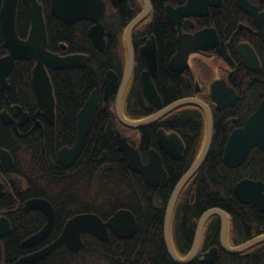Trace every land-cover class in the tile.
Returning a JSON list of instances; mask_svg holds the SVG:
<instances>
[{"label":"trees","instance_id":"1","mask_svg":"<svg viewBox=\"0 0 264 264\" xmlns=\"http://www.w3.org/2000/svg\"><path fill=\"white\" fill-rule=\"evenodd\" d=\"M38 1L43 7L48 50L60 52V45L65 43V53H83L89 55V59L83 67L48 69L55 96V124L46 125L43 130L28 132L15 130L12 125L6 126L0 120V147L7 149L13 156L15 163L11 172L22 178L24 186L22 191L17 181L8 183L4 180L6 186L5 193L0 198V213L10 220L12 229L7 236L0 238V264H18L19 258L30 251L20 246L21 241L38 231L46 222L42 212L25 208L24 201L32 197L46 198L55 210L54 226L39 246L54 240L65 221L81 212H94L107 220L116 210L126 208L134 213L137 229L130 238H117L111 233L107 242H101L84 233V245L77 252L70 251L62 244L44 259L25 264H176L165 246L164 217L174 186L201 150L205 132L203 111L194 105H183L157 123L140 129V153L143 159L149 147L157 146L155 133L158 126L176 131L185 143L180 160H173L162 154L169 176L160 190L148 186L139 173L132 171L123 154L116 150L115 143L109 142L104 136L108 121L115 119L114 95L99 105L76 162L69 168L61 167L55 160L56 153L61 147L70 146L74 142L78 111L93 89L101 97L102 79L108 69L114 68L118 72L123 69L124 29L139 7L129 12L127 9L123 10V7L119 8L118 16L107 27V46L100 52L88 38V21L67 24L51 13V0ZM161 1L153 0V3L158 8ZM1 4L2 0L0 7ZM29 27L27 11L19 1L16 15L18 36L27 37ZM150 31L155 32L158 39L159 66L155 85L164 104L191 95L181 85L179 76L172 74L167 67L170 47L167 23L162 16L159 15L153 23L150 21L143 29V33ZM6 53L0 30V56ZM34 63L33 59L15 62L8 75L9 86L5 94L0 93V110L4 105L17 103L32 114L36 107L31 85ZM143 68L144 62L137 55L136 68L124 103L132 119L153 112L152 105L146 101L141 91L139 73ZM260 71L264 78V67ZM248 102L246 95L235 108L213 111L215 129L208 155L182 190L172 213L171 236L180 256H185L191 248L197 227L195 221L212 207H220L230 212L231 223L228 225L227 236L231 245L240 244L261 234L259 228L252 226L251 217L246 215L249 208L238 201L233 186L243 176H262L263 162L252 161L253 150L237 168H229L221 160L228 134L227 130L223 134L225 119L237 107L244 117ZM1 176L0 173V178ZM215 220L213 217L209 223H205V230L210 236L204 237L201 250L218 242L220 223ZM188 264L203 263L196 258ZM211 264H264V243L238 254L221 252Z\"/></svg>","mask_w":264,"mask_h":264},{"label":"water","instance_id":"2","mask_svg":"<svg viewBox=\"0 0 264 264\" xmlns=\"http://www.w3.org/2000/svg\"><path fill=\"white\" fill-rule=\"evenodd\" d=\"M27 11L30 20L29 33L26 38L18 36L16 31V13L19 0H2L0 7V29L3 36V46L7 49V54L0 56V91H4L8 86L7 76L12 70L16 60L34 59L35 65L32 69V84L38 103V111L46 116L49 122H54L55 97L53 86L47 68L64 69L67 67H83L86 65L88 55L83 53H71L60 55L47 49V32L43 15L42 4L38 0H21ZM122 0H116L121 2ZM143 10L135 16L127 25L125 38L128 47V59L124 77L115 102V109L118 119L122 124L129 128H140L152 124L161 116L183 105H195L203 109L206 120V137L204 145L189 169L181 176L176 183L166 207L164 217V241L169 256L177 264H188L197 255L203 235V228L206 220L213 214L221 217L220 223V244L221 248L228 253H241L252 246L264 243V233L255 236L245 242L230 246L227 242V214L220 208H210L199 218L194 240L189 253L180 256L173 245L171 238V218L178 196L205 161L212 140L213 121L210 107L196 97H184L177 99L162 107V100L158 94L154 79L157 77L158 63L156 46L152 38L142 45L139 49L141 57L145 60V69L140 74L142 90L147 100L159 110L138 120H131L124 116L122 112L123 94L130 78L133 68V51L131 48V33L150 11V1L143 0ZM190 2L186 8H189ZM239 6L247 12L254 14L249 3L240 1ZM51 13L59 20L67 24H73L79 20L92 22L88 29V36L93 45L98 50H103L106 45L105 39V2L103 0H51ZM168 16V14H167ZM213 35L211 30L196 32L188 38L179 36L177 52L169 61V68L179 72L188 66L187 58L190 52L199 49H206L202 40ZM181 37V38H180ZM243 46V47H242ZM65 48V45L62 46ZM239 55L250 68L256 65L248 64V59L256 57L250 46L240 45ZM257 60V58H256ZM117 74L112 69L107 70L102 83L104 98L112 94L117 86ZM197 89V87H196ZM210 98L216 104V108L221 110L227 106H232L238 99L236 91L229 87L224 79H216L210 88ZM99 98L96 90H93L81 109L77 113L76 119V138L72 146L63 147L57 152V162L63 166L74 163L81 153L85 138L89 132L97 109ZM20 122L27 118L26 112L18 105L13 106ZM1 116L6 124L12 122L9 114L4 110ZM108 140L114 139L116 148L123 153L127 166L134 172L141 174L146 184L152 187H162L167 178V172L163 167L161 154L155 149L148 150L147 161L143 162L135 138L122 135L120 131H115L109 123L105 132ZM157 141L160 149L174 159H179L182 155L184 144L176 132L166 133L160 128L157 131ZM258 146L264 150V98L260 101L257 109L248 116L244 125L235 128L229 135L222 156V162L229 168L240 166L246 159L251 148ZM14 164L10 152L0 148V168L7 171ZM19 187L23 189L21 178H17ZM4 184L0 181V196L3 193ZM233 191L237 199L245 205L258 207L264 210L263 182L244 177L235 183ZM27 209L40 210L46 217L45 224L35 233L26 237L22 242L23 247H32L41 242L52 230L55 223V210L49 200L43 197H32L24 202ZM10 222L4 215H0V236L10 232ZM137 229V220L132 211L126 208L116 210L107 220L93 212L77 213L66 220L60 234L48 245L33 251L19 258L18 263H32L43 259L55 248L64 244L70 251L77 252L83 246L82 234L89 233L102 242L109 239L112 231L118 238H130ZM219 254L217 245L209 247L201 253L199 261L204 264L213 263Z\"/></svg>","mask_w":264,"mask_h":264},{"label":"flooded vegetation","instance_id":"3","mask_svg":"<svg viewBox=\"0 0 264 264\" xmlns=\"http://www.w3.org/2000/svg\"><path fill=\"white\" fill-rule=\"evenodd\" d=\"M103 1L105 2V19H104V21H105V23H104L105 24V39H106V45L104 47V49H105L107 46V40H108V36H107L108 24L110 21H113L114 19H116V17L119 14V10H120L119 8L123 7V10L127 9L129 12L131 10L135 11V8H137V6L139 7V10L134 15H131V16H133L130 19V21H131L135 16H137L143 10L144 2H143V0H122L121 2H116V0H103ZM149 1H150V6H151L150 11L147 13V15L138 24L135 25V27L133 28L132 33H131V48L133 51L134 60H133L132 72H131L130 78L127 82V85H126V88H125V91L123 94V99H122V112H123L124 116L127 117L128 119H131V120H138V119L146 117L152 113H155L159 110V108L154 107L145 97L144 92L142 90V84H141V91H142L146 101H148L152 105L153 112H151L148 115L132 119L129 117V113L126 111V108L124 107V103H125L126 93L128 90L130 80H131L132 75H133L135 68H136L137 55H139L140 58L144 62V68L139 73V80H140L141 72L145 69V60L143 57H141L139 49L150 38L153 39L154 44L156 46L157 63L159 66L157 35L155 32H152V31L147 32V33H145V32L143 33V29L146 28V26L150 23V21H151V23L155 22L157 17L160 15L166 21L167 28H168V37H169L168 46L170 47V52H169L168 57H167V62H166L167 67L171 71L172 74H176L179 76V81H180L181 85L183 86V88L192 93L191 95L183 96L181 98L196 97V98L204 101L210 107L211 112H212V121H213L212 139H213V134H214V129H215L214 119H213V111H215V110L223 111L227 108H235L245 98L246 95L249 98L248 105L246 103L247 108L245 107L244 117H243L242 111L237 107L236 109H234L235 111L233 112V114L230 117L225 119V126H224L225 129L223 131V134H225V132H226L225 130L228 131V134L226 136V139H225V142L223 145V150H224L226 141H227L230 133L235 128H240L244 125L248 116L251 115L257 109L260 101L264 98V92H263L264 78L262 77V74L260 71V69L262 67H264V0H162L160 2V4L158 5V8L154 5L153 0H149ZM240 1H242L244 3H249L251 6V9H253V11H254V14H251V13L247 12L246 10H244L242 7H240L239 6ZM189 2H190V6H189V8H186V6ZM167 14H168V16H167ZM88 22H89V27H90L92 25V22H90V21H88ZM128 23H127V25H128ZM127 25H126V27H127ZM89 27H88V29H89ZM126 27L124 29L123 41H122L123 42V49L125 52L123 69L121 72H118L116 69L110 68L116 72L117 77H118L117 86H116L114 92L112 94H110L107 98H104L102 85H101V89H100L101 97H99L98 91L96 89H93V90H96V92H97V95L99 98V105L102 103V101L108 100L113 95L115 97V102H116V97H117L118 90L120 88V85H121L123 77H124L125 68H126L127 59H128V47H127L126 38H125ZM202 30H211L213 32L212 36L202 40V44L207 48L206 49H199V50H196L194 52H190L188 55V58H187L188 66L179 72L172 71L169 68V61L173 57V55L177 52L178 44H179V36H181L182 38H188V37L192 36L193 34H195L196 32H199ZM87 35H88V31H87ZM2 38H3V36H2ZM88 38H89V36H88ZM90 41H91V39H90ZM91 44L93 45L92 41H91ZM63 45H65V48L62 47ZM240 45L250 46V48L253 50L256 57H253V59H251V60L248 59L247 61H248V64H250V65H256L257 66L256 68H250L248 65L244 64V62L242 61V59L239 55ZM66 47H67L66 44L62 43L60 45V52H54V53H58L60 55L71 54V53H65ZM93 47L97 51H100V52L104 51V49L98 50L94 45H93ZM1 56H3V55H1ZM256 58H257V60H256ZM88 59H89V55H88ZM34 62H35V60H34ZM14 65H15V63H14ZM34 65H35V63H34ZM48 69L49 68H47V71H48ZM110 69H108V70H110ZM106 72H105V74H106ZM48 73H49V71H48ZM105 74H104V76H105ZM104 76H103V78H104ZM157 77H158V71H157ZM157 77L153 80L154 84H155V80L157 79ZM221 78L225 80L226 84L229 87L233 88L236 91V93L238 95V99L236 100L234 105L227 106L221 110H218L216 108V104L210 98V88H211V84L214 80L221 79ZM7 79H8V76H7ZM102 83H103V79H102ZM140 83H141V81H140ZM31 85H32V89H33L32 71H31ZM8 86H9V81H8ZM8 86L6 87V89L8 88ZM155 87H156V85H155ZM196 87H197V89H196ZM6 89L4 91H0V93L5 94ZM156 90H157V88H156ZM157 92H158V90H157ZM33 93H34V98L36 101V107L32 111V114H30L29 110L23 108L22 105L17 104V103H9L8 105H4L1 108L0 113L5 110L9 114L10 118L12 119V122L6 124L4 122L1 114H0V120L2 121V123L4 125H6V126L12 125L15 130H18V129L21 130L22 129V130H28V132H32V131H35L38 129L43 130L46 125L55 124L56 114H54V122L53 123L49 122L48 119L46 118V116L42 113V110L38 111V103H37V99L35 96L34 89H33ZM53 94H54V92H53ZM158 94H159V92H158ZM160 97H161V95H160ZM161 100H162V97H161ZM14 105L20 106L22 108V110L24 112H26L27 118L23 122H20L19 117L16 115L15 109L13 107ZM99 105H98V108H99ZM166 105H168V104H164V102L162 100V107L166 106ZM175 109H177V108H175ZM200 109L203 111L202 108H200ZM170 112L161 116L159 119L154 121L152 124L157 123L160 119L167 116ZM203 113H204V111H203ZM114 115H115V119H110L106 125V128L108 127L109 123L111 122V125L115 131H120L122 133V135L135 138L139 152H141L140 147H141L142 137H141L140 129L145 127V126L140 127V128H135V129L126 127L118 119L117 114H116L115 105H114ZM204 117H205V114H204ZM76 119H77V116H76ZM146 126H148V125H146ZM160 128L164 129L166 133L176 132L170 128H165L164 126H158L156 128V133H155V140H156L157 146L156 147H149L147 149L145 159H143V157L140 153V156H141L143 162L147 161L148 150L150 148H155L161 154V158H162V154H165L168 157H170L167 153H165L159 147V144L157 141V131ZM105 132H106V129H105ZM105 132H104V136L106 138ZM178 136L183 141L184 149H185L184 140L182 139V137L179 134H178ZM205 137H206V120H205V132H204V139H203L202 147H203L204 142H205ZM75 138H76V136H75ZM108 141L114 142L115 146H116V142L114 139L108 140ZM211 144H212V140H211ZM70 146H72V145H70ZM70 146H63V147H70ZM63 147H61V148H63ZM202 147H201V149H202ZM210 147H211V145H210ZM0 148H2V147H0ZM184 149H183L182 155L179 159H174L172 157H170V158L173 160H180L183 156ZM116 150H117V148H116ZM251 150H253L252 161L254 162V160H258V161L263 162V165H264V150L258 146L251 148L250 151ZM250 151L248 152V155H249ZM248 155H247V157H248ZM222 156H223V152H222ZM102 157L100 159H102ZM247 157H246V159H247ZM55 160L57 162V153H56ZM76 160L74 161V163L76 162ZM221 160H222V157H221ZM162 163H163V158H162ZM57 164L60 165L61 167L65 168V169L69 168L73 165V164H71L69 166H63V165L59 164L58 162H57ZM240 166H238V167H240ZM163 167L165 168L164 163H163ZM235 168H237V167H235ZM165 170H166V168H165ZM11 171H12V168H10L7 171H3L0 168V173L2 175L0 178V181L4 184L3 193L0 196V198L5 193L6 183L4 180H7L8 183L9 182L13 183L14 181L17 180V177ZM166 172H167V178H168V176H169L168 171L166 170ZM194 174H193V176H194ZM244 177H248V178H251L254 180H261L263 182V192H264V166H263L262 176L254 177V178L249 177V176H243L240 179H242ZM167 178H166V180H167ZM190 179L188 180V182L190 181ZM240 179H238L236 182H238ZM166 180L164 181V184H165ZM187 183L185 184V186L187 185ZM164 184H163V186H164ZM185 186L183 187V189L185 188ZM18 187H19V185H18ZM150 187H152V186H150ZM152 188H157L159 190L161 189L160 187H152ZM23 189H24V186H23ZM23 189H22V191H23ZM182 190H181V192H182ZM181 192H180V194H181ZM193 196L194 195L192 194V197ZM243 205H245V204H243ZM245 207L249 208L248 211L246 212V215H249L251 217L250 221L252 223V226L259 228L261 231V234H263L264 233V210L261 211V210H259L258 207H252L250 205H245ZM212 208H215V207H212ZM217 208H220V207H217ZM220 209H222V208H220ZM29 210H34V209H29ZM38 211H40V210H38ZM224 212H226V214H227V223H231L230 212L227 210H224ZM0 215H4V214L0 213ZM213 217H215V219H216L215 221H217V223H221L222 220H221L220 215H218V214L211 215L206 220L205 223H209ZM45 219H46V217H45ZM256 219H258V221ZM198 220H196L195 222L198 223ZM9 222H10V220H9ZM259 224H261V225L258 226ZM10 227L12 229L11 223H10ZM11 229H10V232H11ZM111 233L113 234L112 231H111ZM261 234H259V235H261ZM7 235L0 236V238L5 237ZM48 235L46 236V238L48 237ZM205 236L209 237L210 234L207 233V231L205 230V225H204L200 249H199V251H198V253L194 259H196V258L199 259L202 252L207 250L209 247L215 246V245H217L219 247L218 257H219L221 252H226L221 248V244H220V226H219V231H218V237H219L218 242L210 245L205 250H201ZM256 236H258V235H256ZM46 238H44L41 242H39L38 244H36L32 247H23V246H21V243H20V246L22 248L30 250L27 253L23 254L22 256L27 255L33 251L39 250V249L43 248L44 246L48 245L49 243L45 244L43 246H39L42 242L45 241ZM227 242L231 246V243L228 241V236H227ZM260 244H262V243H260ZM260 244H257V245H260ZM257 245H255V246H257ZM255 246H252L250 248H253ZM230 254H233V253H230ZM236 254H238V253H236ZM23 264H25V263H23Z\"/></svg>","mask_w":264,"mask_h":264},{"label":"bare ground","instance_id":"4","mask_svg":"<svg viewBox=\"0 0 264 264\" xmlns=\"http://www.w3.org/2000/svg\"><path fill=\"white\" fill-rule=\"evenodd\" d=\"M47 49H48V48H47ZM49 51H50V50H49ZM51 52H52V51H51ZM13 160H14V159H13ZM14 163H15V162H14ZM13 167H14V164H13V166H12L11 168H13ZM8 170H9V169H8ZM223 211H224V210H223ZM93 213H94V212H93ZM225 213H226V212H225ZM97 215H98V214H97ZM98 216H99V215H98ZM69 218H70V217H69ZM65 222H66V221H65ZM228 224H229V223H228ZM99 241H100V240H99ZM107 241H108V240H107ZM107 241H106V242H107ZM101 242H102V241H101ZM244 242H245V241H244ZM242 243H243V242H242ZM240 244H241V243H240ZM173 245H174V244H173ZM237 245H239V244H237ZM233 246H236V245H233ZM174 248H175V246H174ZM190 249H191V248H190ZM175 250H176V248H175ZM189 251H190V250H189ZM176 252H177V251H176ZM188 253H189V252H188ZM188 253H187V254H188ZM200 257H201V256H200ZM200 257H199V258H200ZM172 260H173V259H172ZM193 260H194V259H193ZM193 260H192V261H193ZM198 260H199V259H198ZM173 261H174V260H173ZM174 262H175V261H174ZM175 263H176V262H175ZM176 264H177V263H176ZM203 264H204V263H203ZM210 264H211V263H210Z\"/></svg>","mask_w":264,"mask_h":264},{"label":"rangeland","instance_id":"5","mask_svg":"<svg viewBox=\"0 0 264 264\" xmlns=\"http://www.w3.org/2000/svg\"><path fill=\"white\" fill-rule=\"evenodd\" d=\"M126 134V133H125ZM94 264V263H93Z\"/></svg>","mask_w":264,"mask_h":264}]
</instances>
